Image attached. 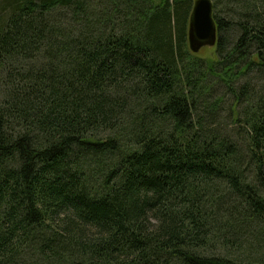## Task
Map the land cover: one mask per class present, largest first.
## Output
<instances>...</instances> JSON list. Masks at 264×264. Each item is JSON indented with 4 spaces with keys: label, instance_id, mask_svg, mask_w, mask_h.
Instances as JSON below:
<instances>
[{
    "label": "trees",
    "instance_id": "16d2710c",
    "mask_svg": "<svg viewBox=\"0 0 264 264\" xmlns=\"http://www.w3.org/2000/svg\"><path fill=\"white\" fill-rule=\"evenodd\" d=\"M0 0V264H264V0Z\"/></svg>",
    "mask_w": 264,
    "mask_h": 264
},
{
    "label": "water",
    "instance_id": "95a60500",
    "mask_svg": "<svg viewBox=\"0 0 264 264\" xmlns=\"http://www.w3.org/2000/svg\"><path fill=\"white\" fill-rule=\"evenodd\" d=\"M213 0H193L188 23V43L193 53L218 41V26L214 18Z\"/></svg>",
    "mask_w": 264,
    "mask_h": 264
},
{
    "label": "rangeland",
    "instance_id": "374dc122",
    "mask_svg": "<svg viewBox=\"0 0 264 264\" xmlns=\"http://www.w3.org/2000/svg\"><path fill=\"white\" fill-rule=\"evenodd\" d=\"M188 46H189V43H188ZM196 54H198L201 57H209V56L215 57V45L214 46H209V45L204 46Z\"/></svg>",
    "mask_w": 264,
    "mask_h": 264
}]
</instances>
